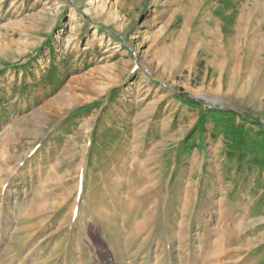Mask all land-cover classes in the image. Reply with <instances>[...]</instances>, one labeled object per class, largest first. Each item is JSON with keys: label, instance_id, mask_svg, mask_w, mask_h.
Returning <instances> with one entry per match:
<instances>
[{"label": "rangeland", "instance_id": "374dc122", "mask_svg": "<svg viewBox=\"0 0 264 264\" xmlns=\"http://www.w3.org/2000/svg\"><path fill=\"white\" fill-rule=\"evenodd\" d=\"M0 264H264V0H0Z\"/></svg>", "mask_w": 264, "mask_h": 264}]
</instances>
